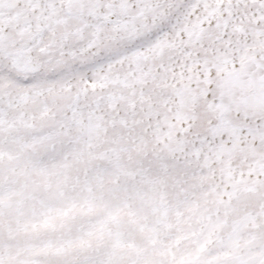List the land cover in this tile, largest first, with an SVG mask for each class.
Wrapping results in <instances>:
<instances>
[{
    "label": "snow or ice",
    "instance_id": "1",
    "mask_svg": "<svg viewBox=\"0 0 264 264\" xmlns=\"http://www.w3.org/2000/svg\"><path fill=\"white\" fill-rule=\"evenodd\" d=\"M0 264H264V0H0Z\"/></svg>",
    "mask_w": 264,
    "mask_h": 264
}]
</instances>
